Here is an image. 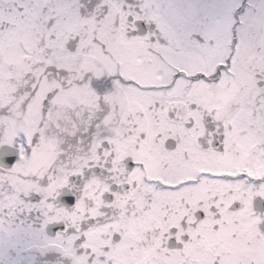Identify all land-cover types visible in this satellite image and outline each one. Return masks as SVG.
<instances>
[{"label":"snow or ice","instance_id":"1","mask_svg":"<svg viewBox=\"0 0 264 264\" xmlns=\"http://www.w3.org/2000/svg\"><path fill=\"white\" fill-rule=\"evenodd\" d=\"M0 264H264V0H0Z\"/></svg>","mask_w":264,"mask_h":264}]
</instances>
